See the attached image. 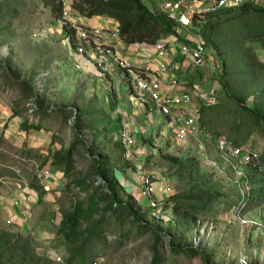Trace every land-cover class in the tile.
Masks as SVG:
<instances>
[{
	"label": "rangeland",
	"instance_id": "obj_1",
	"mask_svg": "<svg viewBox=\"0 0 264 264\" xmlns=\"http://www.w3.org/2000/svg\"><path fill=\"white\" fill-rule=\"evenodd\" d=\"M78 1L67 0L71 13L74 11L71 6ZM144 1L149 9L160 15L165 0ZM253 2L264 6V0ZM207 48L218 67L216 72L207 68L197 73L199 90L187 86V92L193 96L197 108L202 104H218V97L222 94L220 79L223 63L213 48ZM69 52L58 20L50 7L45 5V0H0V97L15 111L23 112V121L39 122L43 128L42 132L23 133V137L26 136L24 139L19 134L21 131L16 133L12 130V133L6 127H0V229L32 239L37 252L43 256L50 258L59 253L65 264L69 255L63 237L61 243L41 248L35 235L22 233L17 225L9 224L2 211L5 202L11 208L14 202L9 201L10 195L15 189L19 191L18 185L29 193L33 186H42L40 175L56 152L68 151L74 142L82 138L84 143L76 149L68 185L60 195L56 196L53 192L52 197L43 198V203L33 209L34 224L41 226L46 222L50 226L53 218L57 222L53 225L58 235L62 218L72 213L79 202H88L100 181L87 191L77 188L74 181L94 173L93 156L88 150L96 144L95 155H108L112 160L116 180L124 190L121 196L125 200L130 199L142 214L149 213L146 220L165 234L161 249L163 264H204L200 258L171 254L169 242L172 238H176V245L204 251L212 257L210 264H264V172L259 164L246 163L241 158L227 159L220 145L226 140L218 139L214 132L206 128H202L199 138L178 143L167 131L164 117L157 122L159 130L156 131L166 132L167 137L163 138L162 134H157V137L154 134L140 135L141 145L130 153L120 149L113 131L124 121L123 115L118 113L119 105L125 103L133 110L126 79L121 73L107 76L105 80L77 71ZM151 52L155 53V50ZM257 53L264 61V52L257 48ZM189 77L188 70L184 71L183 82ZM196 91L198 95L194 93ZM35 110L40 112V116L32 117L31 113ZM83 111L85 114L80 116L81 131H78L74 127L75 112ZM138 121L141 124V120ZM103 128L111 129L105 133ZM152 146L155 148L151 150L149 147ZM262 149L263 141L258 136L251 137L244 147L246 152L258 157ZM166 157L199 158L202 173L212 176L223 186V198L213 205L209 216L196 225L177 227L175 213L174 225L168 218L157 221L150 213L148 202L140 194V177L143 175L160 177L163 191L160 190L156 198L160 208H164L175 195L189 191L188 183L180 182ZM168 188L172 190L170 193H166ZM243 206L242 213H237ZM99 216L96 215L95 219ZM27 223L37 228L32 220ZM89 226L90 222H84L81 229ZM100 229L102 238L87 244V264L152 263L153 234L134 226L131 218L108 215ZM83 241L84 238L80 242Z\"/></svg>",
	"mask_w": 264,
	"mask_h": 264
},
{
	"label": "trees",
	"instance_id": "obj_2",
	"mask_svg": "<svg viewBox=\"0 0 264 264\" xmlns=\"http://www.w3.org/2000/svg\"><path fill=\"white\" fill-rule=\"evenodd\" d=\"M45 5L50 7L56 20L64 18L65 7L60 0H45ZM71 7L89 19L109 17L116 20L128 44L153 45L172 33V25L163 15L149 9L144 0H79ZM201 33L207 47L213 48L223 63L220 79L222 94L218 97V104L200 106L201 127L214 132L218 139L224 138L241 148L246 147L251 137L261 138L263 149L259 166L264 172V61L257 53V48L264 52V6L252 2L239 8L218 10L206 17ZM75 113L74 127L81 131L80 116L85 112ZM38 114L37 110L31 113L32 117ZM18 116H23V112L14 111V117ZM111 128L103 129L107 133ZM118 128H113V131ZM42 129L39 122L34 124L30 119L22 125L26 133L41 132ZM83 143L84 140L79 138L68 151H59L54 155L52 164L62 168L68 178L73 171L76 149ZM118 146L125 151L121 144ZM96 147L93 144L88 150L93 156L94 173L75 180L74 184L83 191L90 190L97 181L100 184L94 188L87 203L79 202L72 213L62 218L58 230V235L65 239L69 255L65 264H87V244L102 238L100 228L106 223L108 215L127 216L134 226H139L146 233L151 232L154 237L151 264H163L161 249L165 234L146 220L149 213L142 214L130 199L125 200L121 196L124 190L118 185L110 156L101 154L98 157L94 152ZM166 158L171 161L172 170L180 182L188 183L189 191L175 195L163 209L176 214L177 227L196 225L209 216L213 205L223 198V186L212 176L202 173L199 158ZM33 187L42 202L45 196L43 187ZM101 191L104 192L98 194ZM96 215H100L98 219H95ZM84 222H90V226L82 230ZM172 223L175 224L174 221ZM82 238L84 241L81 243ZM169 245L171 254L200 258L204 264L212 261V257L198 248L176 245V238L170 239ZM0 264L57 263L39 254L32 239L0 229Z\"/></svg>",
	"mask_w": 264,
	"mask_h": 264
},
{
	"label": "built area",
	"instance_id": "obj_3",
	"mask_svg": "<svg viewBox=\"0 0 264 264\" xmlns=\"http://www.w3.org/2000/svg\"><path fill=\"white\" fill-rule=\"evenodd\" d=\"M60 1L65 7V16L58 20V24L62 31L63 42L68 45L75 60L76 69L83 70L84 64H87L94 67L99 77L105 80L107 76L121 73L129 87V98L150 113L156 112L159 117H164L167 131L169 130L173 135L174 141L181 143L201 136L200 107L194 105L193 96L183 88L185 86L178 79L171 75L173 71L176 73L182 67V64L173 61L181 58L188 67L190 66L191 71L201 72L209 68L216 72L218 63H215L209 55L201 34L206 17L218 10L239 8L252 3L253 0L164 1L160 14L172 25V33L153 45L130 44L141 57V61L137 64H132L117 52L116 45L126 43L121 35L120 25L101 28L74 22L68 17L70 7L67 0ZM152 49L155 53L151 52ZM117 101L119 102V99ZM128 107L125 103H120L118 113L121 115L128 113ZM156 130L153 131L155 137L161 134V131L156 132ZM162 132L163 138L168 136L166 132ZM116 139L129 153L142 142L141 138L134 135L126 126H122L116 132ZM158 141H161V137ZM220 145L227 159L241 158L246 163L252 162L251 164L254 165L260 163L258 155L246 152L244 148L236 147L232 142L221 141ZM149 148L152 150L155 147ZM40 177L48 180L50 173L44 171ZM140 179L141 194L148 202L152 216L157 221H163L165 218L174 221V212L164 211L156 202L160 188L163 187L160 177L143 175ZM166 185L170 184L166 183ZM18 190H23L22 186L18 185ZM171 191V188H168L166 193ZM243 210L244 206L239 207L237 213L241 214ZM53 260L57 264H63V258L57 254Z\"/></svg>",
	"mask_w": 264,
	"mask_h": 264
},
{
	"label": "crops",
	"instance_id": "obj_4",
	"mask_svg": "<svg viewBox=\"0 0 264 264\" xmlns=\"http://www.w3.org/2000/svg\"><path fill=\"white\" fill-rule=\"evenodd\" d=\"M68 17H69V20L78 22L86 26H96V27H101V28L119 26V23L116 20L111 19L109 17H96V18L89 19L85 17L84 15L79 14L76 11H73L72 13L71 11H69ZM116 49H117L118 54L121 57L125 58L132 64H137L138 62L141 61V57L136 54L135 48L133 45H130L128 43H119L116 45ZM69 53L71 55V58H72L71 60L73 61L74 67L76 69L75 60L72 57L71 52ZM174 62L177 64H182V67L176 73L175 71H173L171 75L175 77L176 79H178L183 86H185L183 88L186 89V91H187V86H192L193 88H195V90H199L197 89L198 87L196 84V81H199V74H197L198 72L191 71L190 66L188 67V64H185L181 58H177L176 60L174 59L173 63ZM76 70L82 71L83 73L91 77L93 76L99 77L96 69L87 64H84L83 70H78V69ZM187 70L191 74V77H189V79H186L185 82H183V80L185 79L183 78V73L184 71H187ZM171 75L169 76L171 77ZM197 92L198 91L194 93L198 95ZM134 102L135 101L133 100L132 102H130L131 103L130 105L133 107V110L131 111V107L130 106L128 107L129 112L123 115L124 121L122 125L115 132L119 131L122 126L123 127L126 126L132 131V133H134V135L140 138L142 135L153 134V131L157 129L156 126L159 123L160 117L158 116L156 112L150 113V111L146 110V108L140 107L137 102H136L137 104ZM14 111L15 109L13 107L8 106L6 101L0 97V127H3V128L6 127L12 133L13 131H15L16 133H19V131H21L19 134L21 135V137H23V133H26L22 130V125L25 121L22 120V116L14 117ZM138 120H141V124H139L140 122ZM155 123L156 125H153ZM162 133L163 132L161 131V134ZM23 138L26 139V136ZM52 162L53 160L45 167V169H48V170L44 169L45 172L50 173V178L48 179L49 182L44 183L47 180H42V183H41L45 191L44 198H47L48 196L52 197L53 192H55L54 194L56 196L60 195L65 190V187L68 185L67 183H68L69 178L65 174V171L60 167L54 166ZM128 179H131L130 175H128ZM161 189L162 188H160V190ZM29 190L31 191L30 193L26 192L27 191L26 189L21 190V191H17V189H15V192L12 195H10L11 198L9 199V201L12 200L14 203H12L11 208H9V204L5 202L3 204L4 212L2 211V214L3 215L5 214V217L9 219L7 220V222H10L11 225L12 224L17 225L20 228V231H22V233H25L27 235L33 234V236L35 235L36 236L35 238H37L36 240L38 241L37 245L39 244L41 248H46V246L48 247V245L51 246V245H56L57 243H61L62 241L61 236L57 235L55 232L54 225H57V222L55 219L54 220H52L53 218L51 219L50 226L46 222L45 224L42 222L43 225L41 224V226L40 225L38 226V224H34L35 217L34 215L32 216L33 214L32 211L34 208H37V205H39V203L42 204L43 202L39 201V194L36 193L34 189H29ZM143 200L146 201L144 198ZM44 218L47 219V217H44ZM29 220H32L33 225H37V228L31 225L28 226L27 222ZM39 221H42V220L39 219ZM53 254H55V252ZM53 257L54 256H51L50 258L53 259Z\"/></svg>",
	"mask_w": 264,
	"mask_h": 264
}]
</instances>
